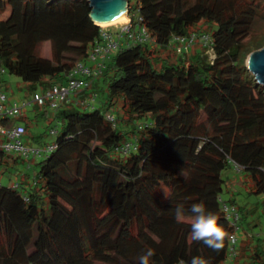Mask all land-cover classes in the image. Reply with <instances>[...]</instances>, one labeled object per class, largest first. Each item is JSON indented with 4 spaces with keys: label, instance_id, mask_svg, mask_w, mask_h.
Segmentation results:
<instances>
[{
    "label": "trees",
    "instance_id": "trees-1",
    "mask_svg": "<svg viewBox=\"0 0 264 264\" xmlns=\"http://www.w3.org/2000/svg\"><path fill=\"white\" fill-rule=\"evenodd\" d=\"M135 1L156 46L166 49L172 34L206 32L213 58L200 44L187 62L147 44L112 55L101 75L107 82L101 105L87 112L63 105L52 119L58 123L55 148L25 167L18 182L0 183V264H139L148 248L154 250L150 264H191L197 256L221 264L232 233V264H264V234L249 232L254 219L264 229V87L245 63L264 47V13L252 0ZM90 11L88 0H0V86L5 75L34 91L65 82V72L85 62L101 39ZM118 99L127 123L146 115L150 120L128 131L116 117L113 125L105 113ZM45 116L43 109L35 120ZM17 120L25 134L26 116ZM42 137L32 139L41 145ZM129 139L136 148L117 152ZM13 161L0 149V167ZM234 165L246 173V195L261 198L249 207L222 197V172ZM194 203H203L225 229L221 251L191 240ZM223 204L236 208V232ZM177 205L183 221L175 218Z\"/></svg>",
    "mask_w": 264,
    "mask_h": 264
},
{
    "label": "built area",
    "instance_id": "built-area-1",
    "mask_svg": "<svg viewBox=\"0 0 264 264\" xmlns=\"http://www.w3.org/2000/svg\"><path fill=\"white\" fill-rule=\"evenodd\" d=\"M126 20L118 24L101 28V39L95 43L89 51L85 62L77 61L65 72V82L62 84H52L42 92H34L31 98L21 101L20 104L13 101L9 102L8 96L0 91V120L16 119L21 115V111L27 106L48 107L54 114L60 108L67 104L73 103L81 107L94 108L96 106L97 95H83V92L89 90L94 81L100 77L106 68V64L118 50L132 46L133 44H147L154 46L155 40L152 38L143 24L141 15V6L135 0L128 1ZM199 43L206 51H212V38L208 33L190 32L188 35L172 34L168 41V46L178 54L182 55L189 49ZM107 121L116 125L115 116L111 112L105 113ZM52 126L48 134L56 136L57 121ZM141 125H138V129ZM24 127L21 123L10 125L0 122V149L9 156V160H22L26 169L32 166L31 160L43 157L46 153L55 148L53 142L46 146H28L23 142ZM136 148L135 139H129L116 148L117 152L122 155L128 154ZM237 172H241L242 167L234 165ZM226 216L234 232L239 228L238 213L233 205L223 204ZM230 247L228 249L227 259L233 260L235 255L236 236L230 235Z\"/></svg>",
    "mask_w": 264,
    "mask_h": 264
},
{
    "label": "rangeland",
    "instance_id": "rangeland-1",
    "mask_svg": "<svg viewBox=\"0 0 264 264\" xmlns=\"http://www.w3.org/2000/svg\"><path fill=\"white\" fill-rule=\"evenodd\" d=\"M252 1H255L254 3H256V6L260 10H262L264 13V0H252ZM199 25L202 31H207V30H204L206 25L203 21H201ZM100 28L105 29L107 27L100 26ZM201 33H204V32H201ZM196 44H199V43H196ZM193 49L194 47L192 46L189 49V52L192 53ZM48 50H49L48 44H44L41 47V51L44 56L48 55ZM162 50H166L169 53L174 54L172 57V60L175 62H178L179 60H185L186 62L188 61L189 53L182 56V55L175 54L173 50L171 49H165L163 47ZM204 53L208 55L209 60H211L214 56L213 51L211 50L206 51L204 49ZM245 63H246V60H245ZM161 64H162V61H159L158 63H156L157 68ZM93 84H94V90H96V93L98 95L97 101L95 102V104L100 106L101 103L105 100L107 82H105L103 78L100 76L94 81ZM44 87L45 85L43 84L37 85L34 91L30 88V86L27 83L21 81L18 77L13 76V75H5V82L0 86V91L4 92L8 96V99H9L8 104L10 102L12 103L13 101L17 102V104H20L21 101L31 98L34 92H40V91L42 92ZM122 106H123V101L121 99H118L110 107V112L118 119L117 121L118 126L123 131H128L131 128H134L136 125L138 124L141 125L142 123L150 120V116L146 115L142 119H135L127 123L125 120L128 118V114L123 109ZM64 108L67 109L69 112L75 111V110H83L87 112L90 110L89 108L76 107L70 104H65ZM43 109L46 110L45 118L39 117L35 120L36 112L37 113L41 112ZM21 114L26 116L28 124H29L28 130L25 132L22 138L25 145H37L33 141L32 137H37L41 135L43 136L42 137L43 144L41 145L38 144L40 146H46L48 143H51L54 141L55 139L54 136H51L48 134L49 129L56 124L55 121L52 122V119L54 117V112L51 109H49L48 107L36 108L35 105L34 106L32 105V106L25 107L21 111ZM123 118L125 119L123 120ZM12 121L23 123L22 121L17 120V118L12 119ZM238 134L242 140H246V135H245L244 130H239ZM18 162H19V164H17L18 166L9 164L7 166L0 167V183H2L3 185H11L12 183L19 181L21 175L18 173L26 172V170H25V165L23 163L21 164L20 161ZM35 170L36 168L33 167L32 169L28 171L30 182H32L31 178L34 175ZM245 175L246 173L244 171L237 172L233 167H230L224 170L222 172V178L225 180V184L223 187L222 197L224 199H227L228 197L232 195V197H234V199L236 200L237 205L245 204L247 205V207H249L252 203L260 201L261 198L259 199L254 196L246 195L248 184L243 183ZM256 216L257 214L254 217ZM255 225L256 226L259 225V228H252ZM249 227H250L249 232L251 234H261V233L264 234V229L260 227V223L258 219H254L250 221ZM237 238H238V234H237ZM221 264H232V262L226 259V261H224Z\"/></svg>",
    "mask_w": 264,
    "mask_h": 264
},
{
    "label": "clouds",
    "instance_id": "clouds-1",
    "mask_svg": "<svg viewBox=\"0 0 264 264\" xmlns=\"http://www.w3.org/2000/svg\"><path fill=\"white\" fill-rule=\"evenodd\" d=\"M165 194V193H164ZM165 197L167 195L165 194ZM192 215L189 217L191 232L190 238L194 242H203V244L213 251L219 252L224 247L227 233L223 226L218 223V217L206 211L203 203H194L190 209ZM175 218L177 221L185 219L184 209L182 205L175 208ZM154 255V250L148 248L146 252L138 257L139 264H150V258ZM177 264H186L183 259L178 260ZM191 264H209L208 260L203 257H193Z\"/></svg>",
    "mask_w": 264,
    "mask_h": 264
},
{
    "label": "water",
    "instance_id": "water-1",
    "mask_svg": "<svg viewBox=\"0 0 264 264\" xmlns=\"http://www.w3.org/2000/svg\"><path fill=\"white\" fill-rule=\"evenodd\" d=\"M91 8L90 18L99 26L115 18L125 11L127 13L128 0H88ZM246 67L254 76L256 82L264 87V47L251 52L246 58Z\"/></svg>",
    "mask_w": 264,
    "mask_h": 264
},
{
    "label": "crops",
    "instance_id": "crops-1",
    "mask_svg": "<svg viewBox=\"0 0 264 264\" xmlns=\"http://www.w3.org/2000/svg\"><path fill=\"white\" fill-rule=\"evenodd\" d=\"M155 47H156L157 49H159V51L163 54V56H164V55H168V54L170 55V54H171V53H169V52L166 51V50H162L163 47H159V46H156V45H155ZM166 49H171V50H172V48H171L170 46H167ZM188 53H190V52L188 51ZM92 92H93V93H96V90H94V84L91 85V87H90L89 90L84 91V92H83V95L88 96V95H90V93H92ZM97 106H99V105H97ZM63 107H64V106H63ZM17 123H19V122H17ZM24 144H25V143H24ZM28 146H35V145H28ZM36 146H38V145H36ZM35 162H36L35 159H32V160H31L32 166H34ZM10 164L18 166L17 164H19V162H18V161H15V162L13 161V162H11ZM21 164H22V163H21ZM23 164H24V163H23ZM23 173H24V172H23ZM23 173H18V174L21 175L20 178L23 177ZM28 174H29V172H28Z\"/></svg>",
    "mask_w": 264,
    "mask_h": 264
},
{
    "label": "bare ground",
    "instance_id": "bare-ground-1",
    "mask_svg": "<svg viewBox=\"0 0 264 264\" xmlns=\"http://www.w3.org/2000/svg\"><path fill=\"white\" fill-rule=\"evenodd\" d=\"M126 14L125 11L123 13H121L120 15L116 16L115 18L108 20V21H104V22H99V26L101 27H107V26H112L115 24H118L120 22H123L126 20Z\"/></svg>",
    "mask_w": 264,
    "mask_h": 264
}]
</instances>
